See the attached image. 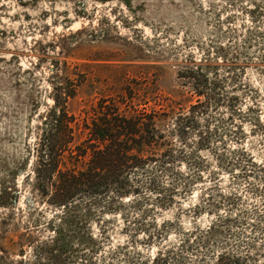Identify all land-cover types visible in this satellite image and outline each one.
<instances>
[{"label": "rangeland", "instance_id": "obj_1", "mask_svg": "<svg viewBox=\"0 0 264 264\" xmlns=\"http://www.w3.org/2000/svg\"><path fill=\"white\" fill-rule=\"evenodd\" d=\"M199 64L220 79L225 102L199 113L198 129L176 141L186 160L175 167L190 187L166 207L152 194L143 206L92 217V258L66 264H145L185 240L196 264L227 250L264 264V133L255 129L264 121V0H0V175L19 189L13 208L0 207L3 228L15 240L27 227L34 240L52 235L43 223L54 211L26 204V157L55 86H75L68 110L80 119L127 85L147 108L187 112L196 97L182 75ZM172 119L162 128L174 127ZM205 126L210 144L196 148ZM23 248L0 264H35L31 247Z\"/></svg>", "mask_w": 264, "mask_h": 264}, {"label": "trees", "instance_id": "obj_2", "mask_svg": "<svg viewBox=\"0 0 264 264\" xmlns=\"http://www.w3.org/2000/svg\"><path fill=\"white\" fill-rule=\"evenodd\" d=\"M194 66L182 75L191 80L189 86L196 97V103L190 105L187 112L181 108L178 112L176 109L147 108L138 95L139 89L127 85L117 97L99 98L80 119L68 110L75 86L64 84L53 88V104L41 116L26 157L27 163L30 158L32 160L26 176V181L31 180V195L26 204L28 209L40 214L44 207L54 211L43 223L52 235L41 241L34 240L29 233L31 228L27 227L15 240L10 230L3 228L7 224L3 217L0 219V252L3 253L0 262L4 261V253L9 254L16 248L23 256L25 245L31 247L35 264H66L79 258L91 259L96 246L89 231L92 217L100 220L104 213L143 206L152 194L156 195V205L166 207L174 201L175 195H181L190 187L188 182L181 183L184 176L175 167L186 160L176 141L187 131L198 129L199 113L204 116L208 108L218 110L225 102L224 96L217 92L220 79L216 74L213 76L203 70L205 65ZM138 101L144 102L141 107L136 104ZM170 119L174 127L167 125L163 129L162 125ZM204 121L209 123L208 119ZM256 122L255 129L264 133V121ZM197 133L199 139L195 147L209 146L210 130ZM213 133L216 136L218 131ZM196 164L199 166L201 162ZM171 176L173 179L166 182ZM187 179L191 181L195 175ZM18 197L19 189L13 177L0 175V207L13 208ZM125 197L129 199L126 202ZM142 210V213L153 212V209ZM224 220L231 221L230 217ZM234 221L240 223L238 219ZM32 224L38 230L39 222L32 221ZM191 246L189 240L182 241L158 251L145 264H196L191 258L193 254L189 253ZM209 264L257 262L247 253L227 250L218 253Z\"/></svg>", "mask_w": 264, "mask_h": 264}]
</instances>
